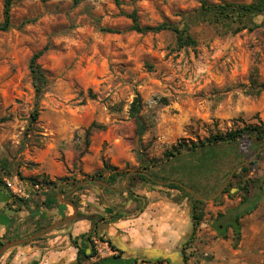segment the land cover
<instances>
[{"label":"rangeland","instance_id":"374dc122","mask_svg":"<svg viewBox=\"0 0 264 264\" xmlns=\"http://www.w3.org/2000/svg\"><path fill=\"white\" fill-rule=\"evenodd\" d=\"M203 1L252 0H119L118 4L114 0H13L10 26L0 30L1 180L17 175L39 180L49 194L73 186L77 194H88L98 188L84 182L90 175L101 173L104 178L115 166L142 170L146 164L155 183L134 179L130 191L162 186L157 180L164 178L186 187L194 182L198 188L204 183L212 186L214 180H207L205 170L190 169L185 150L170 159L166 152L179 141L263 124L264 90L254 94L247 88L252 75L264 81V15L253 16L260 23L252 30L233 31L235 25L187 16ZM131 13L140 26L165 21L187 27L195 44L179 47L168 29L137 31ZM44 46L37 61L48 81L38 117L31 121L35 98L28 62ZM136 93L145 125L139 143L134 119L128 115ZM258 151L234 164L224 180L218 178L223 188ZM121 183L117 178L112 185ZM203 188L204 194L210 192ZM197 193L202 194L200 188ZM178 195L185 196L182 191ZM223 200L208 199L204 204L202 221L191 232V241L182 246L185 264H212L229 259L227 250L237 252L242 237L236 240L229 231V237L223 238L213 226L225 224L233 212L234 208L228 209L214 219L219 210L212 207ZM214 245L223 254H216ZM253 260L245 264H264V259Z\"/></svg>","mask_w":264,"mask_h":264},{"label":"crops","instance_id":"0c3cea01","mask_svg":"<svg viewBox=\"0 0 264 264\" xmlns=\"http://www.w3.org/2000/svg\"><path fill=\"white\" fill-rule=\"evenodd\" d=\"M260 115L264 127V110ZM260 149H262V145L257 150ZM263 153L264 150L260 161L257 162L259 166H256L257 170L254 175L260 179L264 178ZM125 170L126 173L130 171V174L133 172L146 173L135 169ZM84 171L89 172L90 169L86 167ZM111 172L113 170L108 171L107 178L110 177ZM125 175L120 186H113L108 182V186H105L89 180L91 178L84 179V182L91 181L98 187L95 191L92 190L93 192L89 190L88 194H77V189L74 186L65 192L49 194L48 189L44 187V189L34 192L30 198H18V201L13 200V196L0 186L1 246L8 241L24 240L12 244L0 252V264H88L104 257L97 254L91 257H82L79 254V249H84L86 253L90 252L92 242L83 238L81 234L91 232L92 228L95 229V234L93 231L91 232L93 234L91 239L95 236H103L105 239H109L115 248L121 250V257L111 259V264H125L128 260H134L132 264L139 262L142 264L187 263L188 259L185 262L183 259L182 246L189 239L193 229L191 201L187 196L181 198L178 195L179 189L163 186L169 182H176L181 186L183 184L173 179L157 180V185L162 186H156V188L153 187L154 185L148 188L136 187L134 191H131L133 194H130V192L122 191L127 184L124 185ZM104 178L96 179L105 181ZM115 180L117 181V179ZM207 180L211 181L208 174ZM195 183L197 182L192 183V186H185L186 189L189 188L190 190L187 189L189 192L206 202L208 199L213 201L214 197H210L222 186L220 185L211 196L206 197L202 191L203 184L199 187L203 195H199L197 193L199 188ZM213 186L205 188L211 191ZM228 192L229 195H226L225 192L220 196L224 199L221 205L212 207L219 210V213L214 215V219L221 212H226L231 208H234L231 210L234 213L239 206L241 197L237 192V187L231 186ZM251 193L255 207L240 217L239 237L242 239L237 252L227 250L226 252L230 254L229 259L216 260L212 264H245L248 259H254L255 263L263 261L264 187L254 188ZM67 216H71V218L56 224ZM49 225L53 226L45 229L38 236L32 237ZM229 231L233 233L232 228L228 226L225 231L226 237H229ZM213 248L216 250V254L224 252L217 245H214ZM117 252L116 249H113L112 253L105 256L111 257ZM235 254H238L237 258L231 257ZM78 256L80 263H76ZM156 259L163 261L156 262Z\"/></svg>","mask_w":264,"mask_h":264},{"label":"trees","instance_id":"16d2710c","mask_svg":"<svg viewBox=\"0 0 264 264\" xmlns=\"http://www.w3.org/2000/svg\"><path fill=\"white\" fill-rule=\"evenodd\" d=\"M13 0H2V20L0 21V30H6L10 26V9ZM77 1V0H75ZM116 4L119 3V0H114ZM264 15V0H252L249 3H237V2H221V3H209L203 1L201 6L189 13L188 17H200L202 19H208L214 23L222 22L225 24H229V26L235 25L233 31H238L241 29L252 30L254 27L258 26L260 22H256L253 20V16L255 15ZM132 18V28L137 31H159L162 29H168L174 32L176 37V42L179 47L190 46L195 44L194 37L187 31V27H179L177 24H173L170 22H161L156 24L155 26H140L137 22V17L134 13L130 14ZM45 46L36 50L32 53L29 58L28 68L31 76V83L34 89V109L30 114L31 121H35L39 114V100L41 98L42 93L47 84V76L44 70L41 68L38 63V57L45 50ZM248 93L257 94L260 90H264V81L258 82L255 75L250 77V82L248 85ZM141 108V97L138 93L133 97L129 104L128 115L134 119L135 129L134 133L137 139V143L140 142V138L145 131V125L141 120L139 115V111ZM86 128V133L89 132L90 127ZM264 144V127L259 123L255 125H245L240 127L231 128L228 130H224L223 132L210 133L203 139L198 140H189V141H179L178 143L173 144L170 149L166 152L169 157L177 156L181 154L182 151H186L189 153V164L193 169L196 170H205L206 174L210 177L213 189L206 193L205 196L208 197L213 194L218 187L222 184V181L218 182V178H222L224 180L228 175V172L232 168V166L236 163H239L246 158H248L252 152L258 149L261 145ZM264 147L260 149L255 156L249 160L248 162L242 164L237 169L238 171H234L232 174V179L227 183V185L222 189V191L214 197L213 201L217 200L223 193L229 191V187L234 185L237 187V192L239 193L241 199L239 202V208L234 211L231 215L227 216V222L225 224H221L219 226L218 223L213 224L219 232L221 237H226V229L227 227H231L233 230V234L238 240L240 235V217L243 214L251 211L255 207V202L251 198L252 190L254 188H263L264 187V178L260 179L258 176H254L253 168L260 160L262 156V151ZM138 155V152H136ZM105 166V163L103 164ZM141 167V171L143 172H133L129 175L128 183L126 187L122 191L133 192L130 191L131 182L134 179H140L142 181H150L151 183H155V175L151 172H147L146 164ZM140 171V169H138ZM252 170V171H251ZM126 170H117L116 167H113V172L109 174L110 177L106 178L105 181L110 185L113 184V181L117 178L121 180L124 179V175ZM250 173V175H248ZM92 178H100L101 173L90 175ZM170 178H164V180H169ZM236 179V180H235ZM0 176V182H1ZM210 184V183H208ZM207 184L204 183V187ZM163 186H167L170 188H177L183 192L185 196H187L191 201V218L193 221V231L194 234L195 227L202 221L204 211L203 206L206 203L205 200L197 198L194 194L189 192L185 186H181L176 182H169L163 184ZM187 186H192V183H189ZM209 186V185H208ZM203 195V194H201ZM221 216L222 214H218ZM92 231L95 234V229L92 228ZM91 231V232H92ZM91 232L86 234H81L83 238H86L92 242L91 236L93 235ZM102 240L105 238L103 236H96ZM193 235L190 236L192 239ZM109 246L113 249H116L118 252L113 254L111 257L104 256L98 258L95 261L89 262L88 264H111V259H119L121 257V250H118L113 246L109 239H105ZM191 240H188V243ZM2 243H0L1 246ZM184 247V246H183ZM79 254L82 257H91L95 255V250L92 248L89 253H86L84 249H79ZM79 256L76 260V263H80ZM184 262L187 260V256L183 255ZM147 261V260H146ZM156 262H162V259H156ZM134 260H128L125 264H132Z\"/></svg>","mask_w":264,"mask_h":264},{"label":"built area","instance_id":"2783aa9c","mask_svg":"<svg viewBox=\"0 0 264 264\" xmlns=\"http://www.w3.org/2000/svg\"><path fill=\"white\" fill-rule=\"evenodd\" d=\"M0 186L5 188L13 197L27 199L38 190L44 189V185L39 180H24L17 175L3 177ZM92 242L95 254L105 256L113 252L106 240L93 237Z\"/></svg>","mask_w":264,"mask_h":264},{"label":"water","instance_id":"95a60500","mask_svg":"<svg viewBox=\"0 0 264 264\" xmlns=\"http://www.w3.org/2000/svg\"><path fill=\"white\" fill-rule=\"evenodd\" d=\"M243 163V162H242ZM233 171V170H232ZM232 171H231V174H232ZM129 174H130V171L129 172H127L126 173V175H125V183H124V185L127 183V180H128V176H129ZM89 180H91V181H94V182H97V183H100V184H103V185H105V186H108V184H107V182H105V181H103V180H100V179H96V178H91V179H89ZM123 185V186H124ZM223 186L224 185H222L210 198H213V197H215L216 195H218L219 194V192L223 189ZM188 190H190L189 188H187ZM202 198V197H201ZM68 202H70L69 200H68ZM71 204H72V202H70ZM73 205V204H72ZM71 218V216H67L64 220H61V221H59V222H57L56 224H58V223H62V222H64V221H67V220H69ZM53 225H49V226H47V227H45L43 230H41V231H39V232H37L36 234H34L32 237H35V236H38L39 234H41L42 232H44L45 231V229H49V228H51ZM31 237V238H32ZM20 241H24L23 239H19V240H12V241H8V242H6V243H4L1 247H0V252H2L4 249H6L8 246H10V245H12V244H14V243H18V242H20Z\"/></svg>","mask_w":264,"mask_h":264}]
</instances>
